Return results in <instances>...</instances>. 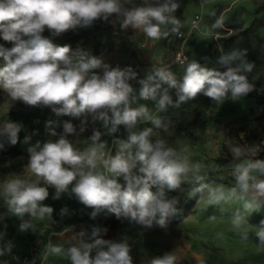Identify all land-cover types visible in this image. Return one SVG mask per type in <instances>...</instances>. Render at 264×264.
Listing matches in <instances>:
<instances>
[{"label":"clouds","instance_id":"clouds-1","mask_svg":"<svg viewBox=\"0 0 264 264\" xmlns=\"http://www.w3.org/2000/svg\"><path fill=\"white\" fill-rule=\"evenodd\" d=\"M179 8L178 0H0V39L12 45L7 48L0 44V90L14 102L32 108L46 107L56 116L67 115L81 121L79 130L73 123L65 122L56 141L42 146L37 143L28 149L25 167L33 179L13 178L0 186V197L21 221L19 231L33 228L30 221L23 219L25 216L31 220L52 217L54 209L44 204L49 188L54 189L53 200L68 194L93 209V220L100 214L114 215L146 229H167L178 211L177 198H169L168 193L186 182H191L194 197L207 193L208 201L214 204L245 200L243 208L248 211L264 201V160L247 158V149L231 147L233 157L239 161L233 166L235 187H213L201 174L203 166L190 163L187 148L177 151L163 139L150 138L153 129L167 131L168 125L162 116L153 115L145 104L139 103L151 100L159 113H167L199 94L215 104L239 100L254 88L248 74L255 64L248 61L246 49L222 52L212 67L207 62L191 60L179 80L170 66L152 65L146 77L138 81L141 87L137 93L130 83L137 79L131 67H113L80 47L58 45L43 35L47 30L51 37H58L78 27H90L98 19L109 22L110 18H119L121 30H141L149 39L158 40L169 34L180 37L182 24L172 15ZM111 22L117 24L114 19ZM168 25L171 28L165 31ZM224 26L223 18H217L211 30ZM169 89L176 90L175 100ZM89 117L93 124L101 122L105 132L93 128L87 138L89 147L79 151L68 137L84 133ZM145 122L152 127L139 129L138 125ZM121 126L127 132L124 139L114 135ZM21 127L10 120L4 124L0 129V149L4 148V141L10 145L18 143ZM51 134L56 135L54 131ZM103 135L114 136L115 154L108 158L102 151L106 145ZM59 215H70L69 208L62 207ZM247 222L240 211L232 218L236 229ZM257 228L255 235L264 244V220ZM107 231L93 225L90 232L85 229L76 233L75 242L66 251L59 246L48 250L56 255L64 253L70 264H134L128 238L104 239ZM242 238H248L246 231ZM3 241L4 233H0V256L10 253L13 247L11 241ZM141 264H177V257L166 252Z\"/></svg>","mask_w":264,"mask_h":264},{"label":"rangeland","instance_id":"rangeland-1","mask_svg":"<svg viewBox=\"0 0 264 264\" xmlns=\"http://www.w3.org/2000/svg\"><path fill=\"white\" fill-rule=\"evenodd\" d=\"M141 2L150 3L151 0H136V3ZM178 2L180 8L172 15L180 20L181 32L189 35L183 46L173 34L154 40L141 30H121L119 18H110L109 22L98 19L90 27H78L58 37H51L47 30L43 35L58 45L68 44L73 49L80 47L113 67H131L137 73V79L130 83L137 93L141 87L138 81L146 77L152 65L170 66L179 80L191 60L201 64L207 62L212 67L222 52L233 48L246 49L248 61L255 64L253 72L248 74L254 88L239 100L228 99L222 104H215L210 98L199 94L179 108H170L167 113H159L151 100L139 101L153 115L162 116L168 125L167 131L153 129L150 138L163 139L177 151L187 148L186 155L190 163L203 166L201 174L211 172L213 177L227 181L226 184L207 182L213 187L220 186L227 190L235 187L233 166L239 162L233 157L231 147L247 149V158L256 157L264 149V0ZM195 14H200L201 19L198 26L191 29ZM217 18H223L225 26L223 29L211 30ZM112 19L117 24H113ZM170 28L171 25H168L164 30L169 31ZM0 44L12 47L2 39ZM181 49L188 56V62L184 65L175 62V55ZM175 92V89H169L173 100L176 99ZM9 120L22 127L18 143L10 145L4 141V148L0 149V186L5 180L13 178L33 179L25 167L29 158L28 149L37 143L42 146L45 142L56 141L63 132L65 122L73 123L77 130L81 123L80 119L71 116H56L46 107L32 108L19 101L14 102L0 90V129ZM88 120L84 133L78 137H68L79 151L89 147L87 138L93 128L105 132L101 122L93 124L90 117ZM49 121L52 123L47 126ZM148 127H152L150 122L138 125L139 129ZM120 129L122 139L126 138V130L123 126ZM53 131L56 135L51 134ZM102 141L106 142L105 148L111 147L110 135H103ZM115 150L114 145L111 154L114 155ZM261 160H264V156ZM177 191L169 192V198H177ZM49 193L44 204L54 209L52 217L31 220L25 216L23 219L33 225L31 230L25 232L19 231L21 221L13 216L0 197V233H4L3 242L11 241L13 244L10 253L0 256V264H70L64 253H50L49 247L59 246L66 251L75 242L73 237L76 233L85 229L90 232L93 225L108 229L104 239L127 237L134 264H141V261L166 252H172L177 257V264H264V244H260L255 235L257 226L264 220V201L245 211V200L232 199L214 204L208 201L205 193L196 196L190 209L180 206L167 229L158 226L146 229L126 219L118 220L114 215L100 214L93 220L90 217L93 209L81 204L74 196L64 194L61 199L53 200L51 196L54 189L49 188ZM65 206L69 208L70 215L61 218L59 212ZM237 211L242 212L248 221L240 229L232 225V218ZM245 231L247 239L242 238ZM23 255H28L27 263L21 261Z\"/></svg>","mask_w":264,"mask_h":264},{"label":"trees","instance_id":"trees-1","mask_svg":"<svg viewBox=\"0 0 264 264\" xmlns=\"http://www.w3.org/2000/svg\"><path fill=\"white\" fill-rule=\"evenodd\" d=\"M263 156H264V149L260 150L258 152V154L256 155V157H254V159H262ZM202 175L206 176L207 181H213V182H218V183H223V184L227 183V181L225 179H222L219 177H213L211 172L203 173ZM190 188L192 189L191 182H186V183L181 185L180 189H178V191H177V194H178L177 209H179L180 206H183L184 209L188 210L193 206V204L196 200V196L194 197L192 194L189 195ZM153 189H156V188L154 187Z\"/></svg>","mask_w":264,"mask_h":264},{"label":"built area","instance_id":"built-area-1","mask_svg":"<svg viewBox=\"0 0 264 264\" xmlns=\"http://www.w3.org/2000/svg\"><path fill=\"white\" fill-rule=\"evenodd\" d=\"M200 19H201V16L200 14H195L191 20V29H194L198 26V23L200 22ZM189 35H185L183 33V36H180L178 37L177 36V39L179 41L182 42V46L185 44V42L188 40V37ZM175 62L179 65H184L188 62V56L187 54L185 53V51L183 49H181L180 51H178L175 55ZM115 137H118V138H121L122 139V132H121V129H119V131L117 133L114 134ZM113 139H114V136H111L110 135V140H111V147L108 149V148H105L103 149L102 151L105 153V158H108L109 155H111L113 149H114V145H113ZM103 171V169H101ZM21 261L24 262V263H27L28 262V255H23L21 256Z\"/></svg>","mask_w":264,"mask_h":264}]
</instances>
